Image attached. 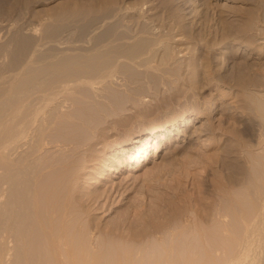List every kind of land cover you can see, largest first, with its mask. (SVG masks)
Listing matches in <instances>:
<instances>
[{
	"label": "rangeland",
	"instance_id": "1",
	"mask_svg": "<svg viewBox=\"0 0 264 264\" xmlns=\"http://www.w3.org/2000/svg\"><path fill=\"white\" fill-rule=\"evenodd\" d=\"M116 25L147 32L129 40L131 46H123L128 51L115 48L111 54L95 53L87 48L91 36ZM135 39L141 44L152 42L154 52L149 54L153 52L154 57L146 53L151 58L147 66L152 67L137 64L145 53L138 57L129 54L133 43L137 44ZM166 54L171 57L167 61L161 57ZM97 67L101 73H113L94 86L77 82L74 87H80L82 94L73 91L72 95L82 96L81 102L86 103H78L76 96L73 108L78 104L87 107L90 123L102 131L92 127L97 134L96 153L108 163H89L86 167L92 172L80 179L83 190L97 188L101 194L81 213L80 230L69 245L52 244L44 228L30 222V227L21 223L17 229L18 235L28 233L25 244L20 238L7 240L10 209L8 203L0 201V253L9 252V248L11 252L2 258L3 264H161L171 259L195 262L193 259L200 256L202 259L193 264H216L226 253L232 256L244 247L247 256L239 264H264V227L247 229L246 236L240 225L232 236L218 229V234L225 233L219 235L222 240L218 244L211 240L217 231L212 218L218 219L213 211L226 207L229 194L243 207L244 201L252 202L245 196L249 184L243 177L252 156L264 154L263 147L253 145L249 132L253 100L264 103V0H0L1 87L5 89L4 84L15 73L13 80L21 91L39 68L52 69L48 77L54 80L58 70L90 76L97 73ZM57 84L59 81L53 85ZM1 87L4 97L11 92L5 89L7 94ZM64 104V109L71 107L68 101ZM167 121L173 122L167 127V140L149 136L146 146L140 145L147 154L140 153V164L131 162L135 151L130 155L115 153L120 139ZM4 126L0 128V144L9 135ZM93 136L91 140L96 139ZM155 140L159 143L156 150ZM22 143L14 152L0 148L2 174L23 154ZM230 175L239 176L237 180L242 182L232 185L227 180ZM18 177L24 179L20 172ZM5 186L6 198L9 190ZM28 207L21 210L28 211ZM196 226L205 236L201 243ZM216 245L218 259L213 252Z\"/></svg>",
	"mask_w": 264,
	"mask_h": 264
},
{
	"label": "bare ground",
	"instance_id": "2",
	"mask_svg": "<svg viewBox=\"0 0 264 264\" xmlns=\"http://www.w3.org/2000/svg\"><path fill=\"white\" fill-rule=\"evenodd\" d=\"M126 28H123V29L122 27L118 28L117 25L115 27L113 26V27H108V28L104 27V29L102 28L103 29L102 31L97 32L95 33V35L91 36L93 38H91L92 40L90 39L91 41L87 45V48L90 50H93V52L102 51V53H107L109 51L108 53L111 54V51L115 50V48H118L117 50L125 49L126 47L123 48V46L130 45L128 44L129 43L128 41L131 39L133 40V38H136L135 36H137L139 33L141 34L140 36H142L145 32H147L146 29L144 28L141 29L139 27H138L139 29H137L136 31H133V29L127 30ZM155 32H158V31L156 30ZM155 32L153 33L152 31L151 33L156 34ZM159 32H161L160 29H159ZM152 40H153V37H152ZM134 41H136V39ZM139 41L142 42L143 40H139ZM133 42L131 41V43ZM135 43H137V41ZM139 43L137 44L133 43L135 47L134 46H132V48L130 47L129 54L132 56L134 55V53H136L135 56L138 57L141 55V53L143 54L145 53L144 57H141V58L139 57L138 60H136L137 57H135L136 59L135 58L134 59L137 61L138 65H142V66L144 65L147 68L149 66L152 67V64L147 66L148 63L151 61L150 56L154 57V53H153L154 46L152 47V42L144 41L142 44L141 43L139 44ZM123 51H128V50L126 49ZM150 51H153L152 52L153 55L149 54L151 53ZM118 52H121V51H118ZM146 53H148L150 56L148 54L146 55ZM168 54H166V57L161 56L163 57L162 59L166 61L169 60L171 57ZM162 59H161V62L163 61ZM162 63L164 64L166 62H162ZM90 65L91 64H89V66ZM108 67L111 68V66L109 65ZM42 68L38 69V70L41 69L40 71L33 72L29 83L24 84V87H22L21 91H19L17 83H15V81L13 80L16 73L14 74V77L10 79V82L8 81L9 83L6 81V83L4 84L5 85L4 87H6L5 89L6 90L8 89L11 91V92L8 91L9 94L3 87H1L3 84L0 85V87L5 90L4 92L5 93L7 92L8 94L7 96H5L6 97L5 98L3 96L4 94L3 90H1L2 92L0 91V128L3 125H5L4 127L7 126L8 132L7 131L6 132L9 133V135H7L8 137L4 141L1 142L0 148L2 149L7 148L8 151L10 150L9 152L11 151L14 152L15 150H17L18 147H21L20 143L23 142L22 144L23 145L25 144L23 154L19 156L15 162H12V164L10 165L12 167L7 169V172L4 174H2L0 171V201H3V203L5 202L6 204L8 203L9 209H10L9 214L7 216L8 228L6 230L5 237L9 241L12 238L14 239L20 238L23 244H25L26 234L28 233L24 232V233H21V235H18L17 229L21 223L28 224V222H30L31 224L37 223L42 227V229L44 228L43 230H45L48 233L49 239H50L49 241H51L52 244L61 243V244L69 245L75 240V232H79L80 230L78 223H79V217L81 213L84 211L85 207L90 206L91 202L89 201H95V199L101 194V191H98L97 188L83 190V185L81 184L80 179L83 178L84 174L92 172V170H90V167H86V166L89 163H94V164L99 163V161L103 163H108L105 161L104 159L105 157L103 158L101 157L102 158L101 159L99 154L96 153V148H95L96 142L95 141L97 140V134H95L94 132V129L96 130V128L94 127L93 124L90 123L89 113L87 112L89 117L87 113H85L87 107L86 109H84L82 105H81L82 107L79 106V104L76 105L79 108L84 109L85 111H81V109L79 110L78 107H75V108H78L77 110L73 108L75 106V104L73 106V103L75 100L74 98H76V96L78 98V95H75L73 98V95H72L73 91H75V93L79 92L80 94H82V92L78 90V88L80 89V87L76 88L74 87V85L77 82L82 80V81H87L91 86L92 85L94 86V83L96 84L100 83L105 77L110 76L113 72L112 73L110 71L108 72L105 69L107 73L105 72L101 73L100 68L98 69L97 67L98 69L97 73H94L89 76V73L87 72L86 73L88 75H86V73L82 74L81 71L76 73V72H71V71L68 72L67 70H65L66 72L63 73L61 70H58L56 71V74L53 80L51 77H48L49 73L52 72V69L49 70L48 68L46 71L44 70L46 68L44 69ZM94 68H95L94 70H96V67ZM56 69L57 68H55V70ZM91 70L92 69H90L89 72L94 71V70L92 71ZM80 72L82 75L79 74ZM75 73L78 74L79 76H76ZM11 80L14 83H12ZM50 80H53V81L49 82ZM57 81H59V84L53 85ZM73 87L76 88L77 90L73 89ZM18 92L20 93L17 94ZM105 93H102L103 96ZM14 94H17L16 98H14ZM99 94L100 93H98V95ZM102 94L100 95L102 96ZM98 95H96L97 98L99 97ZM83 97L85 96L83 95ZM80 98H82V96ZM80 98H78V101H80L78 103H82L81 101L83 99L80 100ZM2 99H4V101ZM91 99H93V97H91ZM100 99L101 98H98L99 102H100ZM53 100H56V101L51 103V101ZM61 100L63 102H61ZM93 100H97V99L95 98ZM106 100L107 102L109 101L108 98ZM14 101H16L15 108L12 107ZM67 101L69 102L68 105L71 106L70 108L72 109L63 108L66 106L64 102H67ZM76 101L77 100H75V102ZM88 101H91V100L88 99ZM95 102L97 101H94V103ZM82 104L84 106L86 105V103L85 104L82 103ZM91 105L93 104L91 103ZM252 108H253L252 117L249 118L251 120V121L249 120L250 121L249 132L254 141L253 145L257 146L258 148L263 147L262 149H264V129H263L264 128V103L255 99V102L253 100ZM182 119L184 118L182 117ZM172 123L173 122L167 121L166 124H160V125L150 126L148 128H142L138 130L135 134H132V135L130 134L129 136H125L124 138L120 139V141L118 142L119 144H117V146L118 145L119 146L115 153L130 155V152L135 151L137 152L136 158L135 160L132 159L131 162L135 161L134 165L140 164L142 161L141 159H139V156H141L140 153L144 152L146 149V148H143L141 150V147L144 146V144L146 146L147 139L149 138V136L152 135L153 139L156 136H158L159 137L158 139L160 140L166 139L169 133L167 127L170 126V124ZM92 127L94 129H92ZM88 128L89 129L91 128V131H90L91 134L88 132L89 131ZM97 132L99 133L100 131H97ZM100 133L102 134V131ZM166 133L167 135H165ZM93 135L94 136L96 135L95 136L96 139L91 140L90 137ZM21 140L23 141L20 142ZM158 144H159L158 140H155V150ZM140 145L142 146L140 147ZM145 152H144V156L147 155ZM252 157H253V160H251L250 163L248 162L250 164L248 165L250 168L248 167V170L246 173L247 175L244 173V168H243L244 165H242L243 167H241L240 169L241 171H243L241 173H244L243 175H246L243 178L245 177L247 178V179L245 178L244 180L246 181V183L248 182L249 184L248 188L250 189V190L248 189L247 195H245L246 193L244 195L246 196L247 201L252 200V202L251 203L248 202L249 203L248 204L247 202L244 201L245 207H243L242 203L239 204L240 198L238 199L239 201L237 202L236 197L228 193L229 198L227 199L228 203L226 204V207L216 208L213 211V215L215 213L216 218H218L217 220L213 219L214 216L212 218L213 220L212 222L215 225L213 227L217 228V231H218V232L215 231L216 233L213 234V237L211 238L214 244L216 243L218 244L220 240H222L221 236L224 233V232L223 233L221 232L222 234H218L219 233L218 229H220V231L224 230L228 233V235L232 236V233L235 234L236 227L240 225V227H242V229L245 230V236H246L247 229L248 231H250V229H252L251 231H253L254 229H259V228L263 229L261 227H264V154L260 156H252ZM90 160H93V161L90 162ZM116 161L118 163L120 162L119 159H116ZM129 161H130V158H129ZM131 162H128V161L126 162L130 168L133 167V163H134V162L133 163ZM245 164L247 166V163ZM95 168L98 169V167H95ZM108 168H111L110 165L108 166ZM112 169H116V168H112ZM19 172L22 174L24 179L18 177ZM235 176L230 175V177L228 176L227 178V180L228 179L230 180V181L228 180L230 183H233L232 185H234L235 183H238L237 181H241V180H237L239 176H237V178ZM240 177L242 178V176ZM101 178L106 179L104 176H101ZM90 181H93V180H90ZM4 185H6L5 189L9 190V195H7L6 198L3 197L4 196V189H3ZM10 192L12 196H10ZM77 192H81V193H77ZM250 204L252 205L250 206ZM12 206L14 207V209L12 208ZM25 206L27 207L29 206L28 211L21 210V207H25ZM13 228L16 231L15 233L12 230ZM201 229L202 228L200 226H196L195 228L196 238H198L199 242L205 239L204 233ZM241 235H244V233ZM248 235L250 236L249 232H248ZM235 236L236 235H234L233 237L235 238ZM168 237L169 236H167V238ZM169 240H170V237L168 238V241ZM240 240L242 241V238ZM248 241H250V237L248 238ZM245 242L247 241L245 240ZM251 242H254V241H251ZM168 243L170 246V241ZM241 243L242 242H240V244ZM246 248H247V244H246ZM213 249H214L213 250L214 255L217 254L216 252H217V249H219V247L216 245L214 246ZM245 250L246 249L244 247V249L242 248V251H239V253H236L237 255L234 254L232 256L230 255V252H228L229 254L226 253L227 256L225 258H224L225 255H223V260H221L220 258V262H218L219 259L217 258L216 255L215 256L218 259V261L216 260L215 257L214 259L217 261L216 264H239V263L244 262L243 260L246 259L247 255L245 254L246 252ZM65 251L58 250V252L60 253H65L66 255H69V254L73 255ZM10 253H11L10 248H9V252H5L4 254L2 252L0 253V264H3V262L1 261L2 258L4 256L8 258ZM201 259H202L201 256L199 258H194L193 261L195 262H190V260L192 259H189V258L187 259V261L189 262L187 261H184V262L174 261L173 262V260L171 259V261L168 260L167 263L162 262L161 264H183V263L193 264V263H197V261H200ZM209 263H211V261H209ZM209 263H206V264H209ZM213 264H215V261Z\"/></svg>",
	"mask_w": 264,
	"mask_h": 264
}]
</instances>
